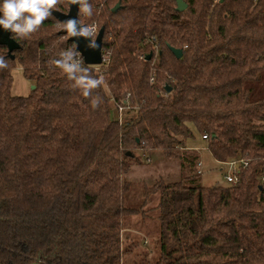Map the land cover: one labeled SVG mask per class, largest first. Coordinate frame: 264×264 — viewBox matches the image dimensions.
<instances>
[{"label": "trees", "instance_id": "trees-1", "mask_svg": "<svg viewBox=\"0 0 264 264\" xmlns=\"http://www.w3.org/2000/svg\"><path fill=\"white\" fill-rule=\"evenodd\" d=\"M184 1L89 0L94 15L77 17L104 28L106 58L82 62L103 81L89 97L54 63L75 44L53 15L11 34L13 59L0 45V264H121L122 221L140 211L123 203L136 151L183 170L148 188L160 253L140 264H264V88L250 86L264 73V0ZM16 63L33 82L25 96L10 91ZM127 95L133 114L119 123ZM195 132L217 163L247 161L235 185L196 183Z\"/></svg>", "mask_w": 264, "mask_h": 264}, {"label": "rangeland", "instance_id": "rangeland-1", "mask_svg": "<svg viewBox=\"0 0 264 264\" xmlns=\"http://www.w3.org/2000/svg\"><path fill=\"white\" fill-rule=\"evenodd\" d=\"M96 26L99 30L97 24ZM11 75V94L19 96L29 94L33 82L24 77L19 63L15 64ZM250 86L254 87L253 97L261 95L264 88V73L259 81ZM132 114L131 111H127L125 118ZM186 145L187 148L195 150L202 162L201 173L197 172L199 168L197 165L192 168L197 173L196 183L202 186L227 184L224 174L228 167L217 163L211 157L206 149L205 141L197 132L194 133L193 139L186 141ZM136 157L138 161L133 163L131 170L125 175V179L130 183V189L124 195L123 203L126 207L139 208L140 211L125 216L122 221L121 248L125 251L122 254L121 264H140L145 259L151 261L158 257L160 253L159 221L157 211L152 208L158 203L159 194L148 191V188L160 178L166 181H176L180 179L183 171L178 159H166L160 151H155L150 155L136 151ZM173 245L174 242L170 241L169 246Z\"/></svg>", "mask_w": 264, "mask_h": 264}, {"label": "clouds", "instance_id": "clouds-1", "mask_svg": "<svg viewBox=\"0 0 264 264\" xmlns=\"http://www.w3.org/2000/svg\"><path fill=\"white\" fill-rule=\"evenodd\" d=\"M60 0H0V29L8 30L12 36L20 39L28 38L35 33L42 23L52 16V10L57 8ZM71 4L78 5V13L87 18L94 15L93 5L89 0H70ZM64 30L65 41L69 37H85L88 47L95 48V25L82 24L79 19H68L59 26ZM75 49H66L59 54L54 63L66 73L69 80L82 90L84 97H89L94 89L102 84V79L89 74L90 70L82 66L81 58H77ZM8 67L5 55H0V69ZM100 98L92 101V107L98 106Z\"/></svg>", "mask_w": 264, "mask_h": 264}, {"label": "water", "instance_id": "water-1", "mask_svg": "<svg viewBox=\"0 0 264 264\" xmlns=\"http://www.w3.org/2000/svg\"><path fill=\"white\" fill-rule=\"evenodd\" d=\"M70 0H66L68 4ZM176 9L178 11H183L187 5L184 0H175ZM119 8V3H117L113 8L112 12H115ZM78 5L71 4L67 10V12H60L57 10H53V16L62 24L68 19H78ZM60 34H65L64 30L59 31ZM104 36V28L101 27L98 30V33L95 37V48L88 47V39L85 37H69L68 40L75 44V49L81 56L83 63L86 65H99L102 62V39ZM0 45H5L8 49V54L10 58L13 59V55L11 52L18 49L19 45L10 37V32L8 30L0 29ZM172 53L176 58H179L182 54L181 49L171 48ZM145 60H149L151 58V54L146 55ZM33 87V86H32ZM166 91H169V87H166ZM129 153H127L128 155Z\"/></svg>", "mask_w": 264, "mask_h": 264}, {"label": "built area", "instance_id": "built-area-1", "mask_svg": "<svg viewBox=\"0 0 264 264\" xmlns=\"http://www.w3.org/2000/svg\"><path fill=\"white\" fill-rule=\"evenodd\" d=\"M93 25H95V29H96L95 35H97V33H98L97 26H96V24H93ZM81 62H83L82 58H81ZM103 62H106V58H105V54L102 50V62H101V64ZM101 64H99V65H101ZM99 65H93V66H95L97 68ZM150 80L153 81V76L150 78ZM129 108L130 107H129V102H128V95L126 96L123 103L114 102L115 118L117 119V121L119 123H122L125 120V114L129 110ZM202 138H206V136L204 135V136H202ZM222 164H225L228 167L227 172L224 174V178H225L226 182L229 184L235 185L238 181V177L236 175V172L240 167L246 166L247 161L243 160V159H238V160L227 161V162H224ZM197 166L199 167L197 169V172L201 173L202 162L200 159L197 161Z\"/></svg>", "mask_w": 264, "mask_h": 264}, {"label": "flooded vegetation", "instance_id": "flooded-vegetation-1", "mask_svg": "<svg viewBox=\"0 0 264 264\" xmlns=\"http://www.w3.org/2000/svg\"><path fill=\"white\" fill-rule=\"evenodd\" d=\"M54 10H56V9H54ZM53 11V10H52ZM53 15V14H52ZM56 19V18H55ZM10 37H11V33H10ZM12 38V37H11ZM13 39V38H12ZM4 47L6 48V50H7V54H8V49H7V47L4 45ZM13 52V51H12ZM12 52H11V55H13L12 54ZM9 55V54H8ZM10 56V55H9Z\"/></svg>", "mask_w": 264, "mask_h": 264}, {"label": "crops", "instance_id": "crops-1", "mask_svg": "<svg viewBox=\"0 0 264 264\" xmlns=\"http://www.w3.org/2000/svg\"><path fill=\"white\" fill-rule=\"evenodd\" d=\"M198 148V147H197ZM196 151H198V150H196Z\"/></svg>", "mask_w": 264, "mask_h": 264}]
</instances>
